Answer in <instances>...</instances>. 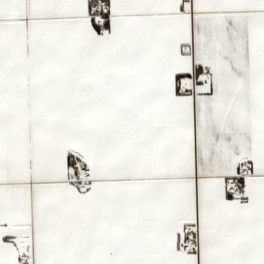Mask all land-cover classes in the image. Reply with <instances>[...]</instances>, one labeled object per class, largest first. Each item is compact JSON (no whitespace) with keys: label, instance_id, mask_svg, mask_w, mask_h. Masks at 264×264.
<instances>
[{"label":"snow or ice","instance_id":"6c2138e0","mask_svg":"<svg viewBox=\"0 0 264 264\" xmlns=\"http://www.w3.org/2000/svg\"><path fill=\"white\" fill-rule=\"evenodd\" d=\"M0 264H264V0H0Z\"/></svg>","mask_w":264,"mask_h":264}]
</instances>
